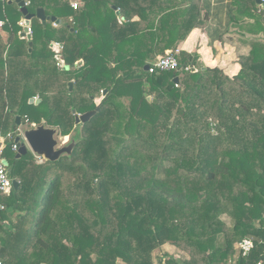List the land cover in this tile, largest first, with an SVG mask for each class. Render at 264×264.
Returning a JSON list of instances; mask_svg holds the SVG:
<instances>
[{"label":"trees","instance_id":"trees-1","mask_svg":"<svg viewBox=\"0 0 264 264\" xmlns=\"http://www.w3.org/2000/svg\"><path fill=\"white\" fill-rule=\"evenodd\" d=\"M9 1L0 139L17 187L0 191V264H154L164 245L185 257L163 253L162 264H264V3L232 0L262 38L243 42L229 77L185 51L179 70L143 71L207 25L202 0H26L29 15L41 8L62 22L32 18L31 52ZM16 117L80 141L56 162L16 159ZM244 238L253 248L234 259Z\"/></svg>","mask_w":264,"mask_h":264},{"label":"crops","instance_id":"crops-1","mask_svg":"<svg viewBox=\"0 0 264 264\" xmlns=\"http://www.w3.org/2000/svg\"><path fill=\"white\" fill-rule=\"evenodd\" d=\"M256 4L262 5L260 0ZM235 7L232 0H202V12L208 16L207 25L202 29L192 30L177 50L196 53L201 65L219 68L229 77L235 76L239 71L238 58L249 51V47L243 42L262 38L261 32L255 36L246 30L253 19L236 14ZM23 19L24 17L21 20ZM0 146H4V139H0ZM165 248L168 249L167 254L175 258L185 257L174 247L166 245Z\"/></svg>","mask_w":264,"mask_h":264},{"label":"water","instance_id":"water-1","mask_svg":"<svg viewBox=\"0 0 264 264\" xmlns=\"http://www.w3.org/2000/svg\"><path fill=\"white\" fill-rule=\"evenodd\" d=\"M259 2V0H256ZM22 16L24 17V25L25 28L23 32L21 33V37H27V40L29 42V52H31V35L26 34L27 27L30 26V21L32 18L38 19L43 25L51 22L56 23L58 26L62 24L60 20H56L54 17H47L44 13L43 9H37L34 15H29L26 8H25V2L22 0L16 1ZM261 2V0H260ZM117 17L120 19V14H116ZM1 32V29H0ZM50 47L52 49L56 50V46L54 44H51ZM157 59V58H156ZM155 59V60H156ZM151 62H148L144 65L143 71L148 72L149 64ZM82 62L79 61L75 64V68H79L81 66ZM174 83H178V79H174ZM73 82H70L68 84L69 91H71ZM106 91L102 92V96H104ZM37 100V99H36ZM34 101V99H33ZM32 100L30 101V103ZM99 104V103H98ZM98 111V106L95 108L94 111L87 112L82 115H76L75 116V125L84 124L85 122L89 121L92 116ZM74 113V112H73ZM15 125H20V118L16 117ZM22 137L24 139V142L21 141L19 137L15 139V143L18 144L19 148L16 152V159H19L21 156H24L28 151L31 152L36 158L43 159L44 161L48 162H56L63 156H70L74 147L78 144L80 141V134L76 133L74 137H71L67 143L60 146V143L57 139L59 137L60 139L64 140V137L58 136V131L55 128H47L44 125L40 126H34L25 128L22 132ZM4 165L7 166V162H3ZM12 186L14 188L17 187V183L15 181H12Z\"/></svg>","mask_w":264,"mask_h":264},{"label":"built area","instance_id":"built-area-1","mask_svg":"<svg viewBox=\"0 0 264 264\" xmlns=\"http://www.w3.org/2000/svg\"><path fill=\"white\" fill-rule=\"evenodd\" d=\"M4 1L5 0H0V2H4ZM261 3H264V0H261ZM71 6L74 9H76L78 7V4L77 3H71ZM52 24H53V26L58 27V25L56 23H52ZM2 25H3V22L0 21V29H1ZM19 26L22 27L24 30V28H25L24 19L19 22ZM31 33L32 32H31L30 27H27L26 34L31 35ZM55 46H56L55 51L61 50V46L59 44H55ZM178 52L179 51L176 50L174 54H168L165 57H160V58H157L156 60H153L149 64L148 73L179 70L178 62L176 59V55L178 54ZM188 70H189V68L186 67L185 71H188ZM36 99L37 98H34V100H36ZM29 127H31V126L28 123H25V124L20 123V125L17 126L15 138L19 137L21 139V141L24 142V139L22 137V132L25 128H29ZM3 148H4V146L3 147L0 146V191L5 193V194H9L10 191L12 190V180L9 177V172L7 170V166L4 165V163H3L5 160L1 157V152H2ZM18 148H19L18 144L14 143L12 150L14 152H17ZM252 248H253V241L249 238H244L240 242L237 243V249H238L239 255L246 256L251 251ZM262 254L264 256V248L262 250ZM160 264H162V263H160Z\"/></svg>","mask_w":264,"mask_h":264},{"label":"rangeland","instance_id":"rangeland-1","mask_svg":"<svg viewBox=\"0 0 264 264\" xmlns=\"http://www.w3.org/2000/svg\"><path fill=\"white\" fill-rule=\"evenodd\" d=\"M8 1H9V0H8ZM71 3H77V2H76V1H71V2H70V5H71ZM77 4H78V3H77ZM71 7H72V6H71ZM72 8H73V7H72ZM37 23H38V21H37V19L35 18V20L33 21L32 25H33V26H36ZM52 26H53V24H52ZM53 27H54V28H57V27H55V26H53ZM22 32H23V31H22ZM22 32H21V33H22ZM24 38L26 39V41H28V40H27V37H24ZM55 44H57V43H54V45H55ZM51 49H52V48H51ZM52 50H53V49H52ZM60 67H62V63L60 64ZM100 100H101V98H100V99H97L96 102H99ZM76 133H78V131H74V132H72L71 135H70V136H67L66 138H64V140H62V139H60L59 137H57V139H58V141H59V143H60V146H62V145H64L65 143H67L71 137H74V136L76 135ZM36 159H37V163H39V164H40L41 161H42L41 163L45 162L43 159H38V158H36ZM222 220H223L226 224H229V219H228L226 216H223V217H222ZM165 247H166V245L162 246L160 250H157V251L154 252V254H153L154 264H160V263H158V257H160L163 253H168V252H167L168 249H166ZM235 249H236V255H235V258H234V259H237L238 255H239V252H238V249H237V245H235ZM169 253H170V252H169ZM176 259H181V258H176Z\"/></svg>","mask_w":264,"mask_h":264}]
</instances>
